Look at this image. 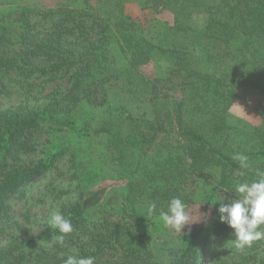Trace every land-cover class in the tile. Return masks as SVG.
<instances>
[{"label": "trees", "instance_id": "trees-1", "mask_svg": "<svg viewBox=\"0 0 264 264\" xmlns=\"http://www.w3.org/2000/svg\"><path fill=\"white\" fill-rule=\"evenodd\" d=\"M84 1L0 18V81L10 71L28 87L33 75L43 83L67 76L42 106L0 107V264H62L73 254L93 256L95 264H204L203 249L232 230L219 222L214 200L234 198L237 182L264 171V113L256 126L227 121L239 87L258 90L264 102V0H134L171 14L170 21L150 19L149 27L124 14L131 0H96L95 7ZM148 63L155 66L151 76L141 70ZM146 102L150 115L128 108ZM50 130L69 135L68 141L71 135L96 140L103 149L96 158L69 143L40 147ZM235 153L248 156L249 169H240ZM81 155L96 163L97 176L125 180L116 204L99 206L93 221L82 202L63 204L60 213L73 231L52 253L35 247L37 259L30 263L11 200L34 179L59 172L65 159L77 171ZM210 169L218 171L216 182L199 199L197 188ZM172 197L186 206L205 201L197 228L173 234L164 227L158 211ZM148 202L156 203L157 215H147ZM54 234L47 226L35 237ZM259 241L237 261L210 257L209 264H264Z\"/></svg>", "mask_w": 264, "mask_h": 264}, {"label": "rangeland", "instance_id": "rangeland-1", "mask_svg": "<svg viewBox=\"0 0 264 264\" xmlns=\"http://www.w3.org/2000/svg\"><path fill=\"white\" fill-rule=\"evenodd\" d=\"M71 1L72 0H0V18L15 19L18 12L25 9L35 13L49 9L55 10L59 5L69 4ZM84 2L90 7L99 5V3H96V0H86ZM72 4L73 3H71V5ZM146 4L145 8V6L140 5L137 1H128L125 3L123 12L128 16L129 20L147 27H149L150 24L148 23L152 18L155 21L159 20L161 22L171 20V14L169 12H157L160 9H151L152 6L150 3ZM101 7L105 10L107 9V4H101ZM32 15L35 17L36 14L33 13ZM192 18H194L195 23H200L199 15L196 16L194 14ZM155 21H151V23H156ZM154 69L155 66L153 63H148L141 67L142 72L146 76H151L155 72ZM60 75L62 76L60 79H51L44 83L42 79H35L33 75L27 82L34 84V86L28 87L25 84L21 85L19 81V78H23V76H19L18 73L10 71L6 77L0 81V107L8 108L25 103L42 106V104L46 103L47 94L51 92L56 85L60 86L67 82V76H63L62 73ZM119 98L121 99V97ZM128 108L134 113H142L144 111H146L148 115L151 113L147 102L132 104ZM227 113V121L229 124L239 127L259 125L262 122L261 113H264V102L261 93L251 87H239ZM44 129L47 131L46 128ZM45 131L42 133L43 137L39 142L40 147L41 144H47L50 149H54L53 147L61 148V146H65L69 143L72 144L73 147L80 149L82 151L81 153H89L96 158L97 154L95 151L98 152V150L101 151L103 149L101 143L99 145L96 140L84 142L82 138L71 135L72 140L68 141L69 135L64 134V132L50 130L48 133ZM48 135L50 136L47 137ZM43 138L48 139L43 141ZM81 156L79 160L83 162L78 164L77 171L70 169L71 165L68 163L67 159H65L58 163V167L61 168L59 172L49 171L34 179L23 186L21 197L12 198L11 200L14 217L17 218L19 222H21L22 227L25 228L23 232L18 234V241L23 243V249H25L27 253L33 255L29 258L30 263L36 262L37 259L35 255L37 250H35V247H43L49 253L54 251L55 243L52 238L36 239L35 236L49 226L47 223L48 217L55 211L60 212V208L63 204L82 202L85 217L92 221L99 216L97 213L99 206L108 201H110L112 205L116 204V192L124 186L125 180L117 176L118 179L110 178L108 175L102 177L105 175L104 173L97 176L92 173L96 163L93 165V160H90L88 164L85 162V155ZM74 172H77L78 177ZM209 172L210 174L207 176L206 180H200L201 183L197 188V193L199 194V196L198 194L197 196L199 199L203 198L205 191L210 187L209 184L213 186L216 182L218 175L217 169H210ZM204 202L205 201L193 202L187 206L191 218L195 222L186 225L181 233L171 229L170 231L173 234H184L191 229L197 228L205 214ZM106 208L109 209L108 207ZM107 209H103V215L109 217L110 213H108ZM23 214L29 217L28 222L23 220ZM232 233L233 230L224 237H215L210 241L207 247L203 249L206 255L204 264H209L210 257L216 259L229 258L237 261L241 256L250 253L251 247H247L243 252L233 247L232 240L235 237ZM259 244V256L261 258L263 257L262 260H264V240H260Z\"/></svg>", "mask_w": 264, "mask_h": 264}, {"label": "clouds", "instance_id": "clouds-1", "mask_svg": "<svg viewBox=\"0 0 264 264\" xmlns=\"http://www.w3.org/2000/svg\"><path fill=\"white\" fill-rule=\"evenodd\" d=\"M232 159L239 163L242 170L250 168L249 158L243 153H235ZM241 176L244 171H241ZM234 198H226L220 195L214 202H219L217 212L219 222L226 224L233 230V247L243 252L251 247L254 241L264 240V171L257 170L256 179L246 182H237L234 186ZM227 199V202H223ZM148 216L157 215L155 202L146 204ZM159 219L165 228L176 232L182 231L186 225L195 222L186 204L180 197H172L167 203L166 209L158 211ZM50 228L59 234L53 235L55 244L63 246L65 235L73 231L72 222L59 211L53 212L47 220ZM82 239L86 242L88 237ZM62 264H95V257L68 255L62 258Z\"/></svg>", "mask_w": 264, "mask_h": 264}]
</instances>
